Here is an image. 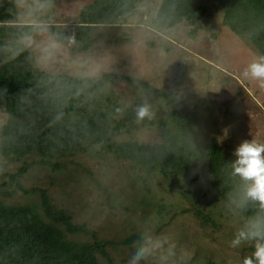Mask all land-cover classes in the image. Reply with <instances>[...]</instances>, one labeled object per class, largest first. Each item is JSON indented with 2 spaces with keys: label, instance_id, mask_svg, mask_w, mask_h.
Instances as JSON below:
<instances>
[{
  "label": "rangeland",
  "instance_id": "obj_1",
  "mask_svg": "<svg viewBox=\"0 0 264 264\" xmlns=\"http://www.w3.org/2000/svg\"><path fill=\"white\" fill-rule=\"evenodd\" d=\"M8 1L24 15L46 23L36 34L17 41L28 47L41 71L96 79L115 73L136 77L154 89L215 100L220 116L212 131L227 152L238 157L242 144H264V87L245 75L249 65L263 57L246 35L224 25V10L215 0H207L214 18L196 37H190L189 21L173 29L159 28L155 19L162 0H143L128 22L92 26L93 44L86 51L80 50L86 40L84 28H78L84 26L81 10L95 0ZM105 91L112 96L111 105H142L148 109L145 117L154 120L125 121L119 142H162L171 112L164 100L125 82H112ZM227 109L231 117L225 116ZM9 121L0 104V142ZM98 149L90 156L54 159L56 170L38 164L37 155H0V205L31 208L65 232L63 225L46 217L41 196L45 191L54 210L65 209L74 225L86 228V233L69 240L108 244L105 254L97 253L100 264H130L141 248L148 251L136 264H244L247 258L256 264L253 254L262 241L240 237L250 232V225L232 203L195 193L184 178L141 170ZM24 165L28 171L14 180L12 175ZM136 238L141 242H133Z\"/></svg>",
  "mask_w": 264,
  "mask_h": 264
},
{
  "label": "trees",
  "instance_id": "obj_2",
  "mask_svg": "<svg viewBox=\"0 0 264 264\" xmlns=\"http://www.w3.org/2000/svg\"><path fill=\"white\" fill-rule=\"evenodd\" d=\"M142 1L95 0L85 6L81 10L84 26L78 28H84L86 40L80 50L92 46V26L126 23ZM215 1L224 10V25L238 35H246L264 60V0ZM213 18L207 0H162L155 24L168 30L189 21L193 26L190 37H196ZM19 23L15 6L0 0V104L10 119L2 128V157L37 155L38 164L56 170L54 159L78 153L90 156L99 148V153L113 154L141 170L184 178L195 193H210L232 203L249 223L250 231H264V205L246 196L249 182L233 167L238 157L214 137L212 130L217 128L220 116L217 101L154 89L136 77L115 73L96 79L41 71L28 47L17 44L40 28ZM55 36L63 40L61 35ZM112 82L136 84L171 107L161 143L119 142L125 121L144 124L154 120L138 115L142 105H111L112 96L105 89ZM225 116H232L230 109ZM28 169L24 165L13 179L19 181ZM41 196L47 219L63 225L65 232L42 220L31 208L0 205V264H100L97 253L105 254L108 244L69 240V236L86 233V228L74 225L65 209L54 210L45 191Z\"/></svg>",
  "mask_w": 264,
  "mask_h": 264
},
{
  "label": "clouds",
  "instance_id": "obj_3",
  "mask_svg": "<svg viewBox=\"0 0 264 264\" xmlns=\"http://www.w3.org/2000/svg\"><path fill=\"white\" fill-rule=\"evenodd\" d=\"M245 75H251L264 87V60L250 64ZM148 114L147 107L141 108L138 112L140 117ZM262 153H264V144L244 143L237 149L238 160L233 167L236 174H239L244 181L249 182L246 185V196L253 200H259L264 205V156L261 155ZM240 237L259 238L260 241H264V231L255 230L247 234L241 232ZM234 243H239V240ZM147 251V249L141 248L133 253L130 264H136V261L141 259ZM253 255L256 264H264V242L256 244ZM244 264H254L253 259L247 258Z\"/></svg>",
  "mask_w": 264,
  "mask_h": 264
},
{
  "label": "crops",
  "instance_id": "obj_4",
  "mask_svg": "<svg viewBox=\"0 0 264 264\" xmlns=\"http://www.w3.org/2000/svg\"><path fill=\"white\" fill-rule=\"evenodd\" d=\"M25 11V10H24ZM16 12L18 14V18H19V24L22 25H33L36 26L40 29H42V26H44L46 23H44L45 21L43 20H38V17L35 18L34 16L29 15H24L23 13L20 12V7L18 5H16ZM38 30H36L33 34H36ZM32 34V35H33ZM32 35H30L29 37H31ZM26 37L25 39L29 38Z\"/></svg>",
  "mask_w": 264,
  "mask_h": 264
},
{
  "label": "built area",
  "instance_id": "obj_5",
  "mask_svg": "<svg viewBox=\"0 0 264 264\" xmlns=\"http://www.w3.org/2000/svg\"><path fill=\"white\" fill-rule=\"evenodd\" d=\"M72 42L74 41V39L71 40Z\"/></svg>",
  "mask_w": 264,
  "mask_h": 264
}]
</instances>
